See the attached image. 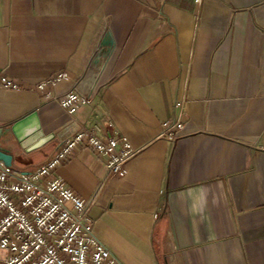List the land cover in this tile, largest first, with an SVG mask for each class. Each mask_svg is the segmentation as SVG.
<instances>
[{"label":"crops","instance_id":"1","mask_svg":"<svg viewBox=\"0 0 264 264\" xmlns=\"http://www.w3.org/2000/svg\"><path fill=\"white\" fill-rule=\"evenodd\" d=\"M0 73L21 87L0 85V127L37 111L56 134L16 167L43 164L78 125L137 151L122 178L87 146L55 173L94 199L119 264H172L168 245L174 264H264V0H0ZM75 88L91 103L69 114L53 97ZM182 99L181 136L161 137Z\"/></svg>","mask_w":264,"mask_h":264},{"label":"built area","instance_id":"2","mask_svg":"<svg viewBox=\"0 0 264 264\" xmlns=\"http://www.w3.org/2000/svg\"><path fill=\"white\" fill-rule=\"evenodd\" d=\"M66 77L61 73L39 84V88L44 90ZM0 85L21 88L1 73ZM53 100L74 114L91 103V96L75 88ZM176 107L177 119L164 121L160 133L172 141L181 136L185 126V100L177 101ZM107 124L111 128L112 123ZM99 132L78 125L43 164L29 172L0 160V264H119L94 232L90 217L94 199L80 197L55 174L73 151L87 146L105 158L109 174L124 177L126 165L137 151L124 136L116 137L108 129L105 135Z\"/></svg>","mask_w":264,"mask_h":264},{"label":"water","instance_id":"3","mask_svg":"<svg viewBox=\"0 0 264 264\" xmlns=\"http://www.w3.org/2000/svg\"><path fill=\"white\" fill-rule=\"evenodd\" d=\"M114 46L111 34L107 32L100 42V56L110 53ZM54 132L45 133L37 111L26 115L8 127H0V160L7 166L18 164L19 158L55 142ZM6 145H5V144ZM9 144V146H7ZM170 245L166 246L167 262L174 264Z\"/></svg>","mask_w":264,"mask_h":264}]
</instances>
